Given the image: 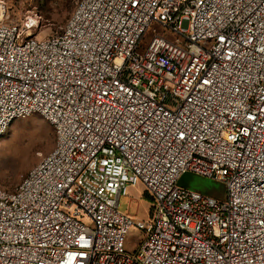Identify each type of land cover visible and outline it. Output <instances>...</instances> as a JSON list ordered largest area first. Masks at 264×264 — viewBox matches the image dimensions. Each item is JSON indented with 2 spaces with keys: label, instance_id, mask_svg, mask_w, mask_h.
Masks as SVG:
<instances>
[{
  "label": "built area",
  "instance_id": "2783aa9c",
  "mask_svg": "<svg viewBox=\"0 0 264 264\" xmlns=\"http://www.w3.org/2000/svg\"><path fill=\"white\" fill-rule=\"evenodd\" d=\"M32 26L0 3V140L34 115L56 135L0 187V264H264V0H79L59 34ZM138 184L146 222L119 212Z\"/></svg>",
  "mask_w": 264,
  "mask_h": 264
},
{
  "label": "rangeland",
  "instance_id": "374dc122",
  "mask_svg": "<svg viewBox=\"0 0 264 264\" xmlns=\"http://www.w3.org/2000/svg\"><path fill=\"white\" fill-rule=\"evenodd\" d=\"M78 1L0 0V3L10 24L25 28L35 23L27 33L34 38L45 39L63 30ZM153 30L163 32L161 28L153 26L144 38V48L150 42ZM166 35L172 37L167 32ZM55 140L54 127L39 115L13 122L0 140V187L13 191L23 177L53 151ZM177 186L216 201L224 200L227 196L224 183L190 172L180 177ZM152 205L146 189L138 184L129 187L127 196H122L119 212L129 214L136 222H146L150 218ZM141 238L139 230L131 229L127 235L126 249L131 253L138 251Z\"/></svg>",
  "mask_w": 264,
  "mask_h": 264
}]
</instances>
